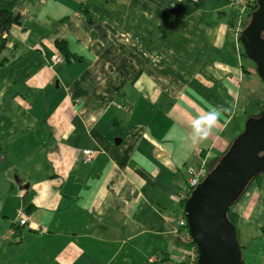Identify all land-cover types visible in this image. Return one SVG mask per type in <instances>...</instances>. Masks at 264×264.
Returning a JSON list of instances; mask_svg holds the SVG:
<instances>
[{
    "label": "crops",
    "instance_id": "0c3cea01",
    "mask_svg": "<svg viewBox=\"0 0 264 264\" xmlns=\"http://www.w3.org/2000/svg\"><path fill=\"white\" fill-rule=\"evenodd\" d=\"M237 1L21 2L0 56L1 249L26 248L33 264L189 255L172 196L188 168L217 163L264 103V83L236 46ZM61 41L81 60H53ZM221 105L233 114L194 144L192 120ZM230 216L239 244L252 247L249 264H264V173Z\"/></svg>",
    "mask_w": 264,
    "mask_h": 264
},
{
    "label": "water",
    "instance_id": "95a60500",
    "mask_svg": "<svg viewBox=\"0 0 264 264\" xmlns=\"http://www.w3.org/2000/svg\"><path fill=\"white\" fill-rule=\"evenodd\" d=\"M257 5L240 42L264 83V0H257ZM212 168L184 203L197 264H245L229 211L264 173V109L247 119L243 131Z\"/></svg>",
    "mask_w": 264,
    "mask_h": 264
},
{
    "label": "trees",
    "instance_id": "16d2710c",
    "mask_svg": "<svg viewBox=\"0 0 264 264\" xmlns=\"http://www.w3.org/2000/svg\"><path fill=\"white\" fill-rule=\"evenodd\" d=\"M20 4H21L20 0H0V56H2L3 53L5 52V50L7 49L8 42H9V35H10L9 33L11 30V27L13 25H19L20 24V15L16 12V9H18L20 7ZM257 8H258V5H257V0H256L250 6V8L247 12L246 25L249 23L253 12L256 11ZM80 10H81L82 14L85 16L88 25H91V26L95 25L94 19L90 13L88 5L81 4ZM240 45L242 46L243 51H244L243 55L245 57H247L245 54L244 47L241 44V42H240ZM56 47H57V51L61 54V56L63 57V60L66 64H72L74 62H78L81 60L80 56L71 52V50L69 49V47L65 41L57 42ZM3 65H4V61H3V58L1 57L0 66L2 67ZM263 109H264V103L262 105H260L259 112L262 111ZM0 131H1V129H0ZM1 157H2V150L0 147V158ZM258 178H259V176L256 177L250 184H252ZM31 209H34V205H32V204L28 206L27 210L30 211ZM180 209L182 210V216L181 217L185 218V216H184V203L183 202L180 204ZM229 219L232 221L231 216H230V211H229ZM16 225H17L16 223H14L12 225V229L15 230V234H17L16 233V229H17ZM19 227H21V226H19ZM239 246H240L242 260L245 262V264H249L248 256L245 254L244 250L251 249L252 247L251 246L245 247L242 245H239ZM188 248H192L196 251V257L194 260H191L187 256L183 260L175 261L168 254H166L161 259V261L159 263H156V264H197L198 252H197V249H196L193 241L190 242Z\"/></svg>",
    "mask_w": 264,
    "mask_h": 264
},
{
    "label": "built area",
    "instance_id": "2783aa9c",
    "mask_svg": "<svg viewBox=\"0 0 264 264\" xmlns=\"http://www.w3.org/2000/svg\"><path fill=\"white\" fill-rule=\"evenodd\" d=\"M256 0H238V10L240 11V14L238 18L235 19V23L233 25V32L234 37L236 41V46L240 48V36L241 32L246 27V15L250 8V6L255 2ZM53 60L56 62H63V58L61 56H54ZM197 154L201 156L202 150H197ZM96 153L93 151H84L83 152V162L85 163H91L93 159L95 158ZM209 173V168L205 166L203 163L199 167H190L187 170V178H186V188L184 191L180 192L178 195L172 196V199L178 203L181 204L182 202L185 203V201L189 198L191 193L198 187L199 184L202 183V181L207 177ZM22 212L18 213L19 218V226L24 227L28 225V218L25 216V214H21ZM178 228L180 229L179 235L183 239V241L186 242V244H190L192 241L188 227H187V221L185 218L180 217L178 220ZM188 257L191 260H194L196 257V251L192 249L188 255Z\"/></svg>",
    "mask_w": 264,
    "mask_h": 264
},
{
    "label": "clouds",
    "instance_id": "9594fccd",
    "mask_svg": "<svg viewBox=\"0 0 264 264\" xmlns=\"http://www.w3.org/2000/svg\"><path fill=\"white\" fill-rule=\"evenodd\" d=\"M262 37H264V34H262ZM234 108L235 105L230 107H224L223 105L212 107L207 112L195 117L191 122L193 143L207 140L218 122L226 115L233 114Z\"/></svg>",
    "mask_w": 264,
    "mask_h": 264
},
{
    "label": "rangeland",
    "instance_id": "374dc122",
    "mask_svg": "<svg viewBox=\"0 0 264 264\" xmlns=\"http://www.w3.org/2000/svg\"><path fill=\"white\" fill-rule=\"evenodd\" d=\"M20 10L21 9L19 7L18 9H16V12L19 14ZM239 14H240V11L237 10L236 18H238ZM240 49H241L242 53H244L241 45H240ZM246 62L250 63L251 65H253L255 67V64L251 60H249L248 58H246ZM255 112H258V111L256 110ZM246 121H247V119H245V121L243 122V128L245 126ZM212 169L209 168V171H211ZM15 216H16V214H15ZM15 216L12 217L11 223L15 219ZM15 221H16V219H15ZM1 228H4V227L2 225L0 226V230H1L0 232L3 236V234L5 232H2ZM27 233H29L28 229H25L24 234H27ZM9 238L11 241H13V244H15V245H17L18 242L20 241V236L19 237H12L11 235H9ZM24 245H26V242H24ZM37 246H38V244H37ZM25 249L26 248H15L12 251H6V250H3L0 248V264H33V263H31L30 259H27V258H24V256L23 257L21 256V255H25L27 253V252H25ZM20 257H22V258H20Z\"/></svg>",
    "mask_w": 264,
    "mask_h": 264
},
{
    "label": "bare ground",
    "instance_id": "6f19581e",
    "mask_svg": "<svg viewBox=\"0 0 264 264\" xmlns=\"http://www.w3.org/2000/svg\"><path fill=\"white\" fill-rule=\"evenodd\" d=\"M21 2L24 1V0H20Z\"/></svg>",
    "mask_w": 264,
    "mask_h": 264
}]
</instances>
